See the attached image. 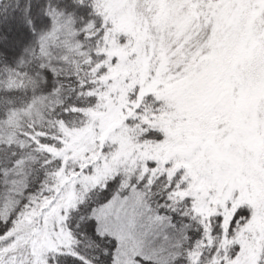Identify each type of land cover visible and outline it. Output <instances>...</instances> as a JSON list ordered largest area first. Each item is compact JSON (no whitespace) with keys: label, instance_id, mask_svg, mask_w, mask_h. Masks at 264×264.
<instances>
[{"label":"snow or ice","instance_id":"6c2138e0","mask_svg":"<svg viewBox=\"0 0 264 264\" xmlns=\"http://www.w3.org/2000/svg\"><path fill=\"white\" fill-rule=\"evenodd\" d=\"M0 264H264V0H0Z\"/></svg>","mask_w":264,"mask_h":264}]
</instances>
